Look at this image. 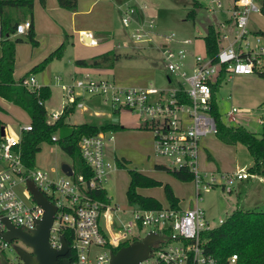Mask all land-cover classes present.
Wrapping results in <instances>:
<instances>
[{
	"label": "built area",
	"instance_id": "built-area-1",
	"mask_svg": "<svg viewBox=\"0 0 264 264\" xmlns=\"http://www.w3.org/2000/svg\"><path fill=\"white\" fill-rule=\"evenodd\" d=\"M135 1L127 0L120 7L121 23L123 26L133 25L130 34L133 42L151 41L153 17L150 15L145 22L141 20L142 13L137 17L136 11L143 12L147 4ZM209 1L211 10L226 12L221 20L213 23L218 27L221 39L214 60L205 53H193L188 61L186 47L175 42L188 44L191 39H177L172 31L162 33L160 55L167 81L176 78L173 86L122 85L89 72L72 76L71 81L65 83L55 75L56 83L65 91V99L58 110H51L48 114V121L54 120L83 93L104 96L111 107L137 112L150 125L153 152L166 159L168 168H186L192 172L194 204L185 208L170 205L122 208L110 200L98 199L90 191L102 187L101 181L106 173L114 168L104 155L103 131L81 135L77 142L80 156L91 171V175L85 178L82 173L75 172L71 163L70 174L60 169L61 174H54L34 165L26 166L21 158L19 142L21 130L30 129V122L18 125L16 133L8 131V127L0 123V233L7 229L4 218L13 226L28 231L41 217L42 207L26 187V180H31L55 205L47 237L49 244L60 247L62 231H69L70 242H66L67 251L70 250L72 255L69 264H108L110 251L138 240L149 230L163 237L150 245L147 256L137 264H219L216 257L206 251L201 235L220 223L223 217H218L214 223L209 220L198 204L200 190L218 185L221 190L230 192L237 181L263 180V176L244 166L231 170L201 169L197 153L201 138L214 134L216 130L210 113V84L215 81L221 67L227 77L232 74H264V33H256L247 27L249 13L261 12L263 0ZM29 26L30 21L25 18L16 24L11 35L24 33ZM81 39L85 43L95 40L88 32L82 33ZM20 83L32 90L39 86L32 74L22 78ZM73 105L81 106V102L76 100ZM237 110L235 105H231L225 113L226 118L236 121ZM257 121L261 122L260 119ZM50 138L54 141L56 135L52 134ZM111 138L109 134L107 140ZM18 186H21L20 190ZM121 212H129V218L121 221ZM14 240L18 239L6 241L0 235V252L8 246L12 248L16 243ZM169 240L175 242H167ZM18 244L22 243L19 241ZM235 259L236 253H231L226 257V264H235Z\"/></svg>",
	"mask_w": 264,
	"mask_h": 264
},
{
	"label": "rangeland",
	"instance_id": "rangeland-1",
	"mask_svg": "<svg viewBox=\"0 0 264 264\" xmlns=\"http://www.w3.org/2000/svg\"><path fill=\"white\" fill-rule=\"evenodd\" d=\"M137 1L138 3L145 1L147 4V8L143 9L142 15H140L141 20L145 22L150 15L153 17L154 23L151 30L154 33L151 34V41L131 42L133 40L130 34L133 25L123 26L120 20L121 8H116L111 0H95L86 15L77 13L73 16V13H70L71 10L59 6H57L59 8H55L63 12H56L49 0H45L44 7L39 6V11L34 9L33 12L32 9L31 15L36 21L34 27L36 43L32 45L26 39L25 32L16 34L22 40L16 45L12 77L18 81L23 75L27 76V71L32 64L40 61L51 49L53 50L63 41V48L59 57L49 59L43 68L29 73L34 76L38 85L41 81L47 83L51 88L50 97L44 102L47 117L51 110H58L61 102L65 99V91L58 84L56 85L55 75L60 76L61 82L69 83L70 78L74 75L72 73L73 59L79 54H86L90 51L94 52L92 54H98L106 48H113L119 53V56L109 70H106V67H101L103 72H100L99 76L111 78L122 85L152 84L157 87H171L176 78L172 77L170 81H167L166 68L159 49L161 34L172 31L177 39L190 37L191 41L188 44L176 42V44L186 47L187 60L190 61L188 49L194 54L205 52L202 35L206 25L217 23L226 15L224 11L211 10L212 3L209 0H196L195 4H193L194 0ZM203 2L208 5L205 6ZM190 10H192V16L186 17ZM27 18L29 17L27 16ZM112 20H114L113 26L117 28L114 36L106 39L108 41L102 39L97 43L87 45L79 38L77 26L81 21L92 28H103L108 26L109 22L111 25ZM247 27L251 31L259 29L264 32V14L262 12H250ZM116 43H119L118 47L113 46ZM250 75H252V79L242 83L226 80V78L222 80L221 89L216 91L215 99H217L218 110L225 123L242 124L250 131L256 132L258 124L255 118L260 117L261 121L264 118V74L253 73ZM229 90L233 91V104L238 109L236 121L228 120L225 114V110L232 104L230 99L225 96ZM82 96L86 97L84 102L88 107L84 111L85 115L87 111L94 113L95 109L89 107L92 102L97 111H100L99 115L92 113L88 117L90 119L88 122L106 120L118 125L115 129L103 131L104 155L114 165V168L107 172L105 179L101 181V186L105 189L110 203L117 204L122 208L130 206L124 192L128 182L127 169L130 168L137 169L161 182L160 184L136 187L138 193L150 195L157 199L160 207L168 205L162 187L163 183L170 186L172 193L177 198L179 207L185 208L194 204V189L191 179L180 180L166 169L154 167L153 163L166 166V159L153 152L152 130L143 116L129 108L111 107L110 103L101 95L89 96L83 93ZM236 98L239 99V102ZM78 114V109L75 108L65 114L63 118L64 120H80L81 117ZM0 122L8 127V131L16 133L18 125L28 123L30 119L23 108L0 96ZM53 134L57 135L56 132ZM109 134H112L113 137L107 140ZM205 136L201 143L205 144L204 152L209 151L211 153L212 159L209 160L211 167L229 169L235 163L237 166L243 165L245 167L252 165V157L242 143H225L212 133ZM39 146L40 148L33 158V165L36 168L49 170L54 174L56 172L61 174L58 168L59 163L62 161L70 162L69 156L60 150L55 142L43 141ZM210 153H208L209 156ZM201 156V151H198L197 162L199 165L202 162ZM206 161L205 158L204 166H207ZM119 162L122 165H119ZM262 176L264 177V174ZM20 189L21 186H18V190ZM198 204L203 207L205 215L213 223L218 217H224L235 207L264 209V180L253 178L246 181L244 179L239 186L236 183L235 188L230 192L221 190L218 185L202 189ZM120 214L121 221L129 218V212H121ZM14 241L19 242L18 240ZM167 242L175 241L169 240ZM2 254L9 262H17L15 252L10 246L4 248Z\"/></svg>",
	"mask_w": 264,
	"mask_h": 264
},
{
	"label": "trees",
	"instance_id": "trees-1",
	"mask_svg": "<svg viewBox=\"0 0 264 264\" xmlns=\"http://www.w3.org/2000/svg\"><path fill=\"white\" fill-rule=\"evenodd\" d=\"M39 1L40 3L44 2V0ZM56 2L59 7L68 10H75L77 6V0H56ZM196 2L194 0L193 4ZM261 12L264 14V9H261ZM31 13L32 0H0V96L23 108L30 119V129L21 130L20 132L19 146L22 161L28 167L33 166V158L40 148V143L43 141L55 142L60 150L69 156L75 172L82 173L85 178H88L91 175V171L81 158L77 145L80 136L112 130L117 128L118 125L106 120L99 122L84 121L76 124L65 123L63 121L64 114L72 108L77 98L57 118L48 121L44 101L50 95L49 86L42 84L32 90L20 83L21 79L26 76L23 75L18 81L13 79L15 43L21 41L22 38L19 36L10 38L9 36L14 32L16 24L27 16L30 18ZM190 16H192V10L186 14V17ZM255 32L264 33L259 29ZM25 36L32 45L36 43L31 21L30 26L25 31ZM202 39L204 53L214 60V55L221 45L218 27L213 23H208ZM62 48L63 41L40 61L32 65L27 71L28 74L31 71L43 68L49 59L59 57ZM118 56L119 53L110 48L87 59L76 58L73 62L78 66L110 68ZM223 71L224 69L221 67L219 74L223 75ZM260 74L263 75V73ZM210 86L212 90V84ZM210 104V113L214 117L216 125L214 135L225 143H242L253 160L252 165L248 166L247 169L263 175L264 118L261 122H258L256 132L250 131L242 124L232 125L223 121L217 110L212 92ZM53 132L57 134L54 141L50 138ZM205 156L207 159H211L208 152L205 153ZM118 164L122 165L121 162ZM154 165L155 167L166 169L180 180H190L192 178V172L186 168L170 169L159 163ZM127 172L128 182L124 192L128 204L140 208L160 207L157 199L150 195L138 193L136 187L160 184L161 182L137 169L129 168ZM162 187L168 205L178 207L177 198L172 193L170 186L167 183H163ZM90 192L98 199L110 200L103 187L93 188ZM62 234L65 241L69 243V231L63 230ZM201 238L206 251L214 255L219 264H226V257L231 253H236L235 264H264V209L235 207L224 215L220 223L204 231ZM65 256L69 261L72 259L70 250L66 252ZM11 264L22 263L17 257V262ZM58 264L61 263L58 261Z\"/></svg>",
	"mask_w": 264,
	"mask_h": 264
},
{
	"label": "water",
	"instance_id": "water-1",
	"mask_svg": "<svg viewBox=\"0 0 264 264\" xmlns=\"http://www.w3.org/2000/svg\"><path fill=\"white\" fill-rule=\"evenodd\" d=\"M262 8L264 9V0L262 1ZM0 131L2 133V127H0ZM59 169L65 174L71 173V167L65 161L59 163ZM26 187L34 200L42 207L41 217L37 219L35 226L28 231L13 226L4 218L7 229L0 235L6 241L18 239L22 243L12 244V249L22 264H57L58 257H62V264H69V260L65 257L68 245L63 236H60V247L57 248L52 247L47 240L55 205L43 195L31 180H26ZM160 237L163 236L149 230L138 240L123 244L116 250L110 251L108 264H137L147 256L150 245ZM0 264H11L1 252Z\"/></svg>",
	"mask_w": 264,
	"mask_h": 264
},
{
	"label": "crops",
	"instance_id": "crops-1",
	"mask_svg": "<svg viewBox=\"0 0 264 264\" xmlns=\"http://www.w3.org/2000/svg\"><path fill=\"white\" fill-rule=\"evenodd\" d=\"M112 1V3L113 4H115V7L116 8H118V9H120V7H122V5H123V3L125 2V1H127V0H111ZM49 2H50V5L51 6H53V8L56 10V12H63V11H61L60 9H57V8H59V7H57L58 5H57V2H56V0H49ZM93 2H95V0H77V6H76V9L75 10H71V12L70 13H73V16L75 15V14H77V13H79V14H83V15H86V14H88V11L90 10V7H91V5H92V3ZM136 3H138V1L136 0L135 1ZM38 4V5H37ZM44 5H45V0H44V2L43 3H40V1L39 0H33V2H32V9H33V12H34V9L35 10H40L39 9V6H41V7H44ZM55 7H57V8H55ZM137 12V17L142 13V11L141 10H138V11H136ZM27 18V17H26ZM30 21H31V23H32V28H33V30H34V27H35V24H36V21H34V18H32V15L30 16V18H28ZM113 23H114V20H112V22H111V25H110V22H109V24H108V26H105V27H103V28H92V27H90V26H88V25H85V23L83 22V21H81V23L77 26L78 27V32H79V38L81 39L82 38V33H84V32H88V33H90L92 36H94V38H95V40H94V42H89V43H85L84 41H82L83 43H85V44H87V45H90V44H93V43H97L98 41H100V40H102V39H105V41H108V40H106V39H109L110 37H112V36H114V34L116 33L115 32V30H116V28L117 27H115V26H113ZM106 25H107V23H106ZM35 33V32H34ZM16 34H13V35H10L9 37L10 38H13L14 36H15ZM109 35H111V36H109ZM17 36V35H16ZM109 36V37H108ZM181 37H184V36H181ZM190 38V37H189ZM82 40V39H81ZM131 42H133V41H131ZM19 42H16L15 43V54H16V45L18 44ZM176 43V42H175ZM192 43V42H191ZM111 45H113V44H111ZM118 45H119V43H116V44H114L113 46L114 47H118ZM190 46V45H189ZM189 48V47H188ZM108 49H110V47L109 48H106L105 50H108ZM52 50V49H51ZM105 50H103V51H105ZM102 51V52H103ZM92 53H94L93 51H90V52H87L86 54H79L77 57H75L74 59H76V58H84V59H87V58H89V57H86V56H93V55H95V54H92ZM100 53V52H99ZM188 54H189V57L191 58L192 57V54L193 53H191V52H189V49H188ZM191 54V55H190ZM15 56V55H14ZM74 59H73V61H74ZM33 65V64H32ZM109 70V68H106V70ZM83 72H89V73H92V74H96V75H99V73L100 72H103V68H98V67H87V66H78V65H75L74 64V62H73V67H72V73L74 74V75H72V76H75V75H80V74H82ZM251 74H253V73H251ZM58 75V74H57ZM226 78V80H230V81H235V82H238V83H242V82H244V81H247V80H251L252 79V75H250V74H232V75H230V77H227L226 75H224V73H223V75H221V74H218L216 77H215V81L212 83V95H213V97H214V101H215V103H216V107H217V110H218V106H217V99H215L216 98V91L218 90V89H221V82H222V80H224ZM42 84H46V85H48L47 83H44V82H41L40 81V85H42ZM56 85H57V83H56ZM49 86V85H48ZM139 86H141V85H139ZM232 86V85H231ZM49 88H50V86H49ZM50 94H51V88H50ZM255 94V93H254ZM253 94V95H254ZM258 94H259V92H258ZM257 94V95H258ZM256 95V96H257ZM89 96H93V95H89ZM88 96V97H89ZM226 96V98H229L230 99V101L232 102V104L231 105H235V104H233V91H228V93L225 95ZM49 97H50V95H49ZM48 97V98H49ZM47 98V99H48ZM256 98V97H255ZM85 99H86V97H83L82 96V94L77 98V101H80L81 102V106H76V105H73L72 106V108H70V110L68 111V112H71V111H73V109H75V108H77L78 109V112H79V117H81L80 118V120H74V119H72V120H64V118H63V121L65 122V123H68V124H76V123H80V122H84V121H90V119L88 118L93 112H90V111H87L86 113V115L84 114V111L88 108L86 105H85ZM254 99V98H253ZM236 100L239 102V99L238 98H236ZM46 101V100H45ZM44 101V102H45ZM230 102V103H231ZM230 105V106H231ZM89 107H91V108H93V109H95V111H94V113L93 114H96V115H99V113H100V111H97V108H95V106L93 105V102H92V104L91 105H89ZM229 108V107H228ZM228 108L225 110V113H226V111L228 110ZM68 112L66 113V114H68ZM218 112H219V110H218ZM220 113V112H219ZM65 115V114H64ZM240 115H242V114H240ZM221 116V115H220ZM260 118V117H259ZM258 118V119H259ZM237 119V118H236ZM255 120H256V122H257V124H258V121H257V118H255ZM19 125H21V124H19ZM246 127V126H245ZM247 128V127H246ZM112 135V134H111ZM112 137H113V135H112ZM205 137L206 136H203L202 138H201V140L204 138L205 139ZM112 139V138H111ZM201 140H200V151H201V153H202V156H201V160H202V162H201V165H199L200 166V168L201 169H205V170H214V169H216V170H231V169H233L234 167H241V166H237L236 165V163L234 164V166L233 167H231V168H229V169H220V168H217L216 166V168L215 167H211L210 165H209V160L210 159H207L206 158V156H205V152H204V150L206 149L205 148V144L204 143H201ZM208 153H210L209 151H208ZM210 157H211V159H212V156H211V153H210ZM205 158L207 159V166H204V164H203V161L205 160ZM69 164H70V162H68ZM153 164H158V163H153ZM160 164V163H159ZM243 166V165H242ZM154 167H155V165H154ZM245 167V166H244ZM256 179V178H255ZM263 180H264V177H263ZM263 180H261V181H263ZM243 180H240V181H237V185L239 186V184L242 182ZM246 181H247V179H246ZM108 196V195H107Z\"/></svg>",
	"mask_w": 264,
	"mask_h": 264
},
{
	"label": "flooded vegetation",
	"instance_id": "flooded-vegetation-1",
	"mask_svg": "<svg viewBox=\"0 0 264 264\" xmlns=\"http://www.w3.org/2000/svg\"><path fill=\"white\" fill-rule=\"evenodd\" d=\"M65 257H66V256H65ZM61 258H62V257H58V258H57V259H58V260H57V264H58V261H59V263L62 264Z\"/></svg>",
	"mask_w": 264,
	"mask_h": 264
}]
</instances>
